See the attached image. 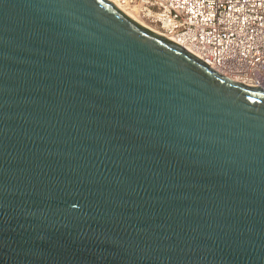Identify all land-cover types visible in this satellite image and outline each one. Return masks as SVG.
<instances>
[{
	"label": "water",
	"instance_id": "obj_1",
	"mask_svg": "<svg viewBox=\"0 0 264 264\" xmlns=\"http://www.w3.org/2000/svg\"><path fill=\"white\" fill-rule=\"evenodd\" d=\"M256 78L109 0H0V264H264Z\"/></svg>",
	"mask_w": 264,
	"mask_h": 264
},
{
	"label": "built area",
	"instance_id": "obj_2",
	"mask_svg": "<svg viewBox=\"0 0 264 264\" xmlns=\"http://www.w3.org/2000/svg\"><path fill=\"white\" fill-rule=\"evenodd\" d=\"M153 18L165 36L221 74L254 87L264 78V0H116Z\"/></svg>",
	"mask_w": 264,
	"mask_h": 264
},
{
	"label": "rangeland",
	"instance_id": "obj_3",
	"mask_svg": "<svg viewBox=\"0 0 264 264\" xmlns=\"http://www.w3.org/2000/svg\"><path fill=\"white\" fill-rule=\"evenodd\" d=\"M127 12L131 15V16L130 15H128V16H130L133 20H135L136 22H138L142 26H144V27L148 28L149 30H152L153 32H156L158 34H162V35L165 34V32L160 28L158 23H156L153 18L152 19L147 18L141 14L139 15V14H136L134 12H129V11H127Z\"/></svg>",
	"mask_w": 264,
	"mask_h": 264
},
{
	"label": "bare ground",
	"instance_id": "obj_4",
	"mask_svg": "<svg viewBox=\"0 0 264 264\" xmlns=\"http://www.w3.org/2000/svg\"><path fill=\"white\" fill-rule=\"evenodd\" d=\"M109 1H111L116 7H118L121 11H123L125 14H127V15H130L127 11H129V10H127L126 8H124V7H121V6H119L118 4H117V2H116V0H109ZM129 12H131V11H129ZM131 16V15H130ZM168 38H170V37H168ZM172 41H174V39L173 38H170ZM176 42V41H175Z\"/></svg>",
	"mask_w": 264,
	"mask_h": 264
}]
</instances>
